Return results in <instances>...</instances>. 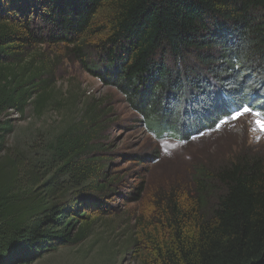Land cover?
Instances as JSON below:
<instances>
[{
	"label": "trees",
	"instance_id": "obj_1",
	"mask_svg": "<svg viewBox=\"0 0 264 264\" xmlns=\"http://www.w3.org/2000/svg\"><path fill=\"white\" fill-rule=\"evenodd\" d=\"M61 46L45 61V47ZM64 56L124 96L156 140L187 143L244 107L264 120V0H0V264H34L108 229L105 200L125 182L109 177L104 156L107 100L79 96L61 127L9 144L11 111L65 108L54 88ZM195 175L185 199L178 187L158 196L164 221L154 234L133 231L124 257L264 264L263 154Z\"/></svg>",
	"mask_w": 264,
	"mask_h": 264
},
{
	"label": "rangeland",
	"instance_id": "obj_2",
	"mask_svg": "<svg viewBox=\"0 0 264 264\" xmlns=\"http://www.w3.org/2000/svg\"><path fill=\"white\" fill-rule=\"evenodd\" d=\"M41 24L40 20L35 19L33 28ZM50 50V47L43 49L45 61L66 52L62 46ZM54 80L55 99L66 105L65 108L60 112L46 111L41 118L33 112L21 118L17 112L11 111L8 119L13 121L16 128L9 144L23 146L33 141L39 132H51L61 127L68 112H74L70 113L74 116L77 114L78 109L73 108V103L79 96L107 100L110 107L107 109L112 114L106 120L114 119V123L103 132L109 139L106 145H111V152L104 156L113 160L108 168L109 177L125 176V182L122 189L118 187L119 194L105 200V206L111 209L107 217L111 227L98 228L83 244L61 250L34 264H141L133 255L124 257L129 251L126 242L137 237H134L133 231L154 234V230L160 227L164 221L158 199L160 195L167 196L168 192L178 187L185 199L195 185L196 172L204 165L215 168L246 151L259 152L264 156V131L256 125L259 118L251 113L238 115L236 119L232 116L215 131L187 143L156 140L138 122L140 118L132 112L124 96L90 76L79 62L62 57ZM66 101L69 103L66 104ZM157 147L161 155L159 162L153 158ZM137 189H141L140 192ZM128 225L132 227L130 232L121 236V231Z\"/></svg>",
	"mask_w": 264,
	"mask_h": 264
},
{
	"label": "snow or ice",
	"instance_id": "obj_3",
	"mask_svg": "<svg viewBox=\"0 0 264 264\" xmlns=\"http://www.w3.org/2000/svg\"><path fill=\"white\" fill-rule=\"evenodd\" d=\"M248 112H251V109L248 108V107H244L243 108V111H240L238 113V115H243L244 113H248ZM238 115L237 116H233L232 118L233 119H236V118H238ZM255 115H258L259 116V115H262V114L259 113V112H257V113H255ZM256 125L259 128V130L264 131V120H258V121H256Z\"/></svg>",
	"mask_w": 264,
	"mask_h": 264
}]
</instances>
